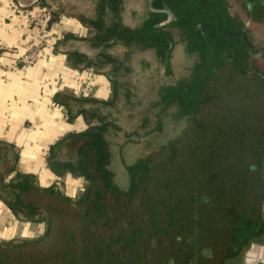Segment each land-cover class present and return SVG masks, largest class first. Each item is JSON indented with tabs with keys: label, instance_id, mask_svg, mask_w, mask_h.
Instances as JSON below:
<instances>
[{
	"label": "trees",
	"instance_id": "trees-1",
	"mask_svg": "<svg viewBox=\"0 0 264 264\" xmlns=\"http://www.w3.org/2000/svg\"><path fill=\"white\" fill-rule=\"evenodd\" d=\"M148 3V15L130 26L122 19L124 0H94L95 14L78 18L87 35L64 34L59 42L81 39L98 49L95 57L65 51L74 69L113 64L116 71L123 60L106 49L120 44L125 58L153 49L169 73L178 35L197 59L187 75L157 88L150 109L160 106L158 119L175 106L184 127L125 163L128 183L120 187L109 136L121 127L101 113L117 97L118 81L108 76L107 100L57 93L68 118L82 114L87 127L53 143L47 163L57 176L82 177L85 186L70 197L4 162L0 199L16 217L47 227L35 239L0 242V264H239L247 247L264 240V77L251 70L255 48L244 23L227 0ZM248 5L264 18V0Z\"/></svg>",
	"mask_w": 264,
	"mask_h": 264
},
{
	"label": "crops",
	"instance_id": "crops-1",
	"mask_svg": "<svg viewBox=\"0 0 264 264\" xmlns=\"http://www.w3.org/2000/svg\"><path fill=\"white\" fill-rule=\"evenodd\" d=\"M39 3L40 0H0V158L16 170L34 175L38 185H55L73 197L83 191L85 180L70 173L57 176L49 168L47 156L53 143L71 132L84 130L87 121L82 114L68 118L54 96L67 92L107 100L111 95L110 81L107 75L90 67L78 70L69 66L65 49L75 45L79 51L85 50L73 42L77 40L74 38L59 42L64 34L86 36L87 29L76 15L60 12L44 27L29 23L28 17L40 8ZM35 47L36 59L25 63L23 54ZM5 171L2 165L0 174ZM4 179L8 181L10 176ZM46 227L44 221L16 217L0 199V242L35 239L44 235ZM239 264H264V240L247 247Z\"/></svg>",
	"mask_w": 264,
	"mask_h": 264
},
{
	"label": "rangeland",
	"instance_id": "rangeland-1",
	"mask_svg": "<svg viewBox=\"0 0 264 264\" xmlns=\"http://www.w3.org/2000/svg\"><path fill=\"white\" fill-rule=\"evenodd\" d=\"M46 2L47 5L44 7L49 9L50 16L60 12L66 15L73 14L78 18L82 15L90 17L95 14L94 0H47ZM227 2L230 13L237 15L243 21L250 42L254 45L255 50L250 55L251 70L264 77V18L257 11L249 12L248 0H227ZM148 11V0H124L123 22L135 26L148 15ZM73 42L85 48L81 52L90 57L96 56L98 49L90 48L87 41L77 39ZM78 47L74 45L65 51L78 50ZM106 51L123 60V65L116 71L111 69L113 64H106L98 69L90 68L116 79L119 84L118 95L113 104L104 106L101 113L104 115L108 113L109 117L114 118L121 127V130L113 132L109 138L113 142L112 170L115 173V181L120 187H125L128 177L124 164L133 162L167 142L179 134L184 127L185 119L178 116L175 106L161 112L157 119L155 114L160 106L150 109V104L157 100L156 90L161 84L175 82L189 73L197 55L185 50L184 43L180 41L178 35H175L168 61L169 73H166L165 67L158 61L153 49L132 52L127 58H125L127 48L120 44H113ZM127 93L128 98L125 97ZM144 117H148L149 120L146 125L141 126ZM158 123L161 125V131H153ZM4 162L3 158H0L1 167L2 165L5 167ZM1 176H4V173L0 174Z\"/></svg>",
	"mask_w": 264,
	"mask_h": 264
},
{
	"label": "built area",
	"instance_id": "built-area-1",
	"mask_svg": "<svg viewBox=\"0 0 264 264\" xmlns=\"http://www.w3.org/2000/svg\"><path fill=\"white\" fill-rule=\"evenodd\" d=\"M49 18H50L49 9H47L46 7H41L38 10H36L34 13H32L30 17H28V21L35 27H44L47 21L49 20ZM37 52H38V47L29 49L23 54L22 60L25 63L33 62L37 57Z\"/></svg>",
	"mask_w": 264,
	"mask_h": 264
},
{
	"label": "water",
	"instance_id": "water-1",
	"mask_svg": "<svg viewBox=\"0 0 264 264\" xmlns=\"http://www.w3.org/2000/svg\"><path fill=\"white\" fill-rule=\"evenodd\" d=\"M209 251L207 250L206 253H208Z\"/></svg>",
	"mask_w": 264,
	"mask_h": 264
}]
</instances>
